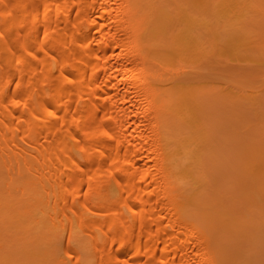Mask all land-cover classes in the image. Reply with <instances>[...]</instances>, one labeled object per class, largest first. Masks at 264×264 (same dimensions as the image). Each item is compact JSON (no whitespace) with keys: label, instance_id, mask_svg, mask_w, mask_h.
<instances>
[{"label":"bare ground","instance_id":"6f19581e","mask_svg":"<svg viewBox=\"0 0 264 264\" xmlns=\"http://www.w3.org/2000/svg\"><path fill=\"white\" fill-rule=\"evenodd\" d=\"M206 2L0 0V215L21 241L15 264H246L254 234L228 243L239 200L207 178L217 112L244 109L210 80ZM234 3L232 29L247 19Z\"/></svg>","mask_w":264,"mask_h":264},{"label":"rangeland","instance_id":"374dc122","mask_svg":"<svg viewBox=\"0 0 264 264\" xmlns=\"http://www.w3.org/2000/svg\"><path fill=\"white\" fill-rule=\"evenodd\" d=\"M207 1L208 3L205 4H207L206 11L208 12L206 14L210 15L208 17L213 16L215 13L221 19L214 20V22L213 19L217 17L213 16L214 18L210 20L215 26V29L212 30L213 33L210 34H214V41L218 43L219 55L216 58L220 57V61L215 59L219 63L213 60L211 73H209L210 80L218 84L216 87L223 90L222 94L226 99L238 100L244 109L243 113L233 112L235 113L233 115L228 108L218 109L219 112L216 114L217 119L215 118L214 123L216 128L213 135L214 150L210 153L206 166L207 178L210 189H215L218 192L228 191L227 196L231 201L228 202V205H232V203L239 200L235 207L232 206L236 209L235 216L237 218L231 222L233 229L228 243L239 242L234 247L230 246V251H234L238 245L245 244L246 241L243 238L246 239V235L254 234L255 241L252 240L246 245L254 247L255 250L249 251L242 247L238 260H245L246 264H264V190H259L260 186L264 187V139H262L264 133H261L264 132V128H262V125H264V16L261 15V19L259 15H254L255 12L251 10L252 7H262L264 9V0H227L228 5L240 1L243 5L241 11L247 18L244 22L240 21L233 29L230 27L231 25L229 26V22L225 21L227 18L222 17L224 14H232L229 10L231 5L228 6L226 3L220 5V2L214 3L220 0ZM231 8L233 7L231 6ZM225 22L227 25H225ZM237 86L245 90L246 94L243 97L240 96L241 92ZM254 89L257 92L252 97L247 91ZM258 140H260V143L256 145ZM252 142H255L256 149L259 148L255 154L247 151V147ZM241 144L246 146V149ZM251 154L254 159L250 161V168L243 171L239 163L244 158L242 155L245 156L244 161H247ZM240 157L242 160H240ZM235 173L244 176L240 184L235 180V177H237ZM2 217L4 216L0 215V242L3 243L4 247L0 249V264H15L17 259L14 257L19 259L20 255L21 257L24 256L21 252L20 254L17 253L19 250L15 251L20 249L22 245L19 243L20 240H18V243H14L19 244L18 246L14 245L13 242L10 243L11 240L4 229V225L9 222L3 223L1 221ZM241 223L244 224L242 231L240 230ZM242 235L244 236L242 237ZM11 244L14 246L12 248L16 247V249H12L14 252L10 249ZM5 251L7 252L6 255ZM5 258H8L9 261ZM20 263L24 264L25 260Z\"/></svg>","mask_w":264,"mask_h":264}]
</instances>
